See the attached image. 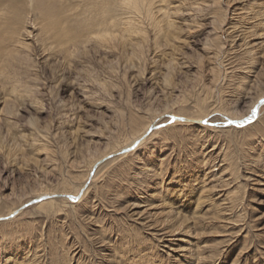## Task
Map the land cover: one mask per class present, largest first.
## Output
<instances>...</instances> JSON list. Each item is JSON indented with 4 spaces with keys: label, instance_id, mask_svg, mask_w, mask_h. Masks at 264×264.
Returning a JSON list of instances; mask_svg holds the SVG:
<instances>
[{
    "label": "rangeland",
    "instance_id": "obj_1",
    "mask_svg": "<svg viewBox=\"0 0 264 264\" xmlns=\"http://www.w3.org/2000/svg\"><path fill=\"white\" fill-rule=\"evenodd\" d=\"M33 1L0 0V215L160 127L81 201L0 221V264H264V103L244 128L166 117L251 114L264 0Z\"/></svg>",
    "mask_w": 264,
    "mask_h": 264
},
{
    "label": "bare ground",
    "instance_id": "obj_2",
    "mask_svg": "<svg viewBox=\"0 0 264 264\" xmlns=\"http://www.w3.org/2000/svg\"><path fill=\"white\" fill-rule=\"evenodd\" d=\"M33 1V0H32ZM37 2L38 0H34L33 2ZM31 2V1H30ZM16 5V4H15ZM41 6V5H40ZM138 6L140 7V3L138 4ZM146 7V6H145ZM41 9V8H40ZM42 10V9H41ZM45 14V13H44ZM103 24V23H102ZM101 23L100 24H98V25H102ZM90 28V27H89ZM69 38V37H68ZM67 38V39H68ZM235 50V49H234ZM261 95H264V94H260L258 97H256V100L255 101H257L258 99H259V97L261 96ZM254 101V102H255ZM257 103V102H256ZM254 105H255V103H254ZM166 113H168L167 114V116L169 115H173V116H176V117H180V118H185L187 121H182V122H180V121H175V122H173V125L172 126H182V125H184V124H182V123H190L191 125H194V126H201V124L199 123L201 120H203L202 119V117H199L198 119H194V118H189V117H185V116H178V115H176V114H174V113H171V112H166ZM166 113H165V115L164 116H166ZM213 114V113H212ZM162 115V114H161ZM166 116V117H167ZM221 116L223 117V118H230V117H232V116H230V117H227V116H225V113H222L221 114ZM160 117V116H159ZM165 117V118H166ZM161 118V117H160ZM168 118V117H167ZM222 118V119H223ZM235 118V117H234ZM238 119H239V116H238ZM237 119V120H238ZM157 120H158V118L157 119H153V120H151V122H149L148 124H146L138 133L136 132V136H134L133 138H131V139H129L127 142H125L123 145H120V147L119 148H117V149H114V150H112V151H110V152H107V153H105V154H103V155H101L100 157H98L95 161H93L92 163H90V166H89V170L87 171V174H86V178H85V180L80 184V186L78 187V189L75 191V193H68V192H66V191H59V193L58 192H52V191H44L43 193H39V194H37L35 197H33V198H31V199H29L28 200V203L27 204H29V202L30 201H32L33 199H36V198H38V197H41V196H44V195H48V196H57L58 198H49V199H46V200H44L43 202H39V203H36V204H33V205H38V206H36V207H38V208H40L41 210H48V211H53V209L55 208L54 206V204H55V202H56V200H62V201H67L68 202V200L69 199H66L64 196H70V197H75V196H77L78 195V193L82 190V188H84V186L87 184V181L89 180V174H90V172H91V170H93V166L98 162V161H100V160H102V159H105V157H107V156H110V155H112V154H116L117 152H119V150H121V148L122 147H128V146H131L137 139H140L142 136H144V134L146 133V131H148V129L151 127V125H153L154 123H156L157 122ZM161 119H159V121H160ZM164 120V119H163ZM158 121V122H159ZM182 124V125H181ZM133 136V135H132ZM146 141H141V143L138 145V147L140 146V145H142L143 143H145ZM122 156V155H121ZM121 156H118V157H121ZM117 158V157H116ZM93 178V177H92ZM91 178V179H92ZM91 181V180H90ZM88 188H89V186L84 190V192L82 193V195L80 196V198H79V200L81 201L82 200V198L85 196V194H86V192H87V190H88ZM27 204H22L19 208H17V209H15V210H13V211H11V212H9L8 214H6V215H0V219H2L1 221H11L12 219H14L15 218V216L20 212V211H22L23 210V208H24V206H26ZM29 206H31V205H29ZM29 208V207H28ZM133 247V246H132ZM191 250V249H190ZM172 251H174V250H172ZM192 253V252H191ZM187 256V255H186ZM183 258H185V257H183ZM180 264H182L181 263V261H180Z\"/></svg>",
    "mask_w": 264,
    "mask_h": 264
},
{
    "label": "water",
    "instance_id": "obj_3",
    "mask_svg": "<svg viewBox=\"0 0 264 264\" xmlns=\"http://www.w3.org/2000/svg\"><path fill=\"white\" fill-rule=\"evenodd\" d=\"M262 102H264V98H262L261 100H259V103L253 108L251 114L244 118V119H231V118H222L224 119V122L223 123H213L211 124L208 120H201L199 123L202 125H207V126H218V127H229V126H234L236 128H244V126H247V125H250L251 123H253L258 117H257V112H258V109H259V106H261V104H263ZM253 112H255V114H253ZM169 121L168 123H173L175 121H187L185 118H180V117H176V116H173V115H168L167 116ZM160 126H157L156 124H153L151 125V127L148 129V131H146V133L144 134V136H142L140 139H137L131 146H128V147H123L121 148V150H119V152H117L116 154H112L110 156H107L105 157V159H102L100 161H98L94 166H93V170L90 174V177H89V180L93 174V172L97 169V167L102 164V163H105V161L109 160V159H112V158H116L118 156H121V155H124V154H127V153H130L132 152V150H134L136 148V146H138L141 141L145 140L149 135L150 133L155 130V129H158ZM88 187V184H86L84 186V188H82V190L78 193L77 196L75 197H70V196H64L66 199H69L70 201L72 202H75V201H78L80 196L82 195V193L84 192V190ZM49 198H58L57 196H48V195H44V196H41V197H38L36 199H33L32 201L29 202V204H27L26 206H24V208L26 207H29V205H33V204H36V203H39V202H43L44 200L46 199H49ZM23 208V209H24ZM2 219H0L1 221Z\"/></svg>",
    "mask_w": 264,
    "mask_h": 264
},
{
    "label": "snow or ice",
    "instance_id": "obj_4",
    "mask_svg": "<svg viewBox=\"0 0 264 264\" xmlns=\"http://www.w3.org/2000/svg\"><path fill=\"white\" fill-rule=\"evenodd\" d=\"M262 103H264V102H262ZM253 114H255V112H253Z\"/></svg>",
    "mask_w": 264,
    "mask_h": 264
}]
</instances>
